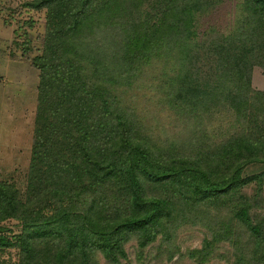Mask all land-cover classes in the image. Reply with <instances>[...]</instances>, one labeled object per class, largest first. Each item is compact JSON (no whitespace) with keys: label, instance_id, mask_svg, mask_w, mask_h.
<instances>
[{"label":"trees","instance_id":"trees-1","mask_svg":"<svg viewBox=\"0 0 264 264\" xmlns=\"http://www.w3.org/2000/svg\"><path fill=\"white\" fill-rule=\"evenodd\" d=\"M210 3H27L45 10V37L32 59L39 81L26 190L0 180V223L21 224L11 239L0 225V251L17 246L18 258L0 264H100L99 255L107 264H142L155 242L169 245L181 221L194 224L216 206L226 208L224 217L186 256L204 263L227 243L232 264H264V225L240 192L243 167L264 162V129L256 126L264 124V92L251 86L253 68L264 69V0H240L228 31L204 39L195 22ZM154 59L175 65L163 72L162 86L166 103L180 110L185 141L178 133L156 141L124 104L122 73ZM178 60L195 79H182ZM221 111L240 130L213 141L200 124ZM254 179L261 183V174Z\"/></svg>","mask_w":264,"mask_h":264},{"label":"rangeland","instance_id":"rangeland-1","mask_svg":"<svg viewBox=\"0 0 264 264\" xmlns=\"http://www.w3.org/2000/svg\"><path fill=\"white\" fill-rule=\"evenodd\" d=\"M210 1V9L198 16L195 22L197 33L204 39L209 37L206 33L214 36L216 31L219 33L228 31L241 14V8L238 6L240 0ZM28 2L30 0H0V180L13 184L20 194L26 190L37 105L39 70L32 64V59L41 53L46 27L45 10L31 8L27 5ZM134 65L140 66L137 72L136 70L123 72L121 75L120 80L125 82L121 83L124 89V104L135 110L138 121L144 124V127H149L150 134L156 141L165 143L176 133L182 138L185 136L181 141L187 140L189 133L185 124L176 118L180 116V110L176 108L179 114L172 111V107L166 103L167 87L162 86L163 72L167 71V67L170 72H174L172 68L175 65L166 67L158 59H154L152 63L142 60ZM177 65L182 79L187 81L192 77L195 79L188 65L183 64L184 68H181L179 60ZM127 75L130 78H127ZM181 85L184 86V84ZM251 86L255 90L264 92L262 67L253 68ZM176 91L181 95L182 87L180 86ZM256 126L264 129L263 123ZM202 129L213 138V141L225 139L240 130L228 127L223 111L204 119L200 124V130ZM258 174L262 176L261 183L257 179L248 180L250 176ZM241 176L246 179V182L242 185L240 192L251 204V216L264 225V162L246 164ZM208 210L209 216H200L194 224H190L191 220L181 221L169 245L163 244L160 247L157 241L153 247L150 246L147 250V258L142 264H232L233 252L227 243H221L212 257L204 263L186 256L189 250L200 248L204 238L210 235L209 226L212 220L221 219L226 213L225 207H208ZM0 225L3 227L2 233L10 239L21 231V224L15 219L5 220ZM238 240L239 248L248 252V245L244 244L243 238ZM127 251L130 258L134 260L132 244L127 246ZM17 254V246L6 248L0 251V261L14 262L18 258ZM168 254H173L170 260L166 259ZM263 254L264 248L259 256ZM250 258L257 257L250 256ZM98 261L100 264H107L100 255ZM247 262L248 258L246 264H260L257 261Z\"/></svg>","mask_w":264,"mask_h":264}]
</instances>
